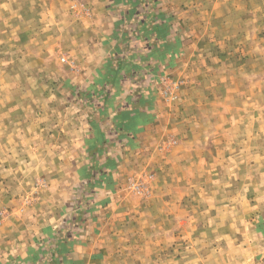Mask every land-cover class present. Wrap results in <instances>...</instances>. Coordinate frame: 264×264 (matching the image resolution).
Returning a JSON list of instances; mask_svg holds the SVG:
<instances>
[{
  "label": "rangeland",
  "instance_id": "rangeland-1",
  "mask_svg": "<svg viewBox=\"0 0 264 264\" xmlns=\"http://www.w3.org/2000/svg\"><path fill=\"white\" fill-rule=\"evenodd\" d=\"M86 3L0 0V132L8 133L0 147L11 148L0 152V228L8 211L19 220L25 206L59 192L65 156L53 148L73 130L71 103L87 95L76 80L92 44L77 17ZM155 3L156 23L174 22L169 41L156 26L146 87H138L144 75L109 72L95 93L107 110L123 84L146 97L149 87L157 116L111 187L115 216L100 264H264L250 248L264 230V0ZM128 52L116 66L139 68ZM97 164L82 173L89 186L104 176Z\"/></svg>",
  "mask_w": 264,
  "mask_h": 264
},
{
  "label": "crops",
  "instance_id": "crops-1",
  "mask_svg": "<svg viewBox=\"0 0 264 264\" xmlns=\"http://www.w3.org/2000/svg\"><path fill=\"white\" fill-rule=\"evenodd\" d=\"M159 7L155 0H87L77 13L82 15L77 17L87 23L92 38V44L82 56L87 61L81 66L80 78H76L87 95L84 102L75 100L71 103L76 112L78 106H83V112L77 115L74 111L70 121L73 130L65 137L64 143L53 148L65 156L63 162H59V175L55 177L59 192L47 202L37 200L25 206L19 220L12 218V212H7L3 229L0 228V264H100L99 256L108 252L110 244L107 239L113 230L115 216V205L111 203L114 202L112 188L115 182L123 179L120 167L126 154L132 151L130 148H134L132 143L149 134L157 116L154 105H151L149 87L146 97L137 95L138 89L132 91L131 83H121L123 88H129L115 103L107 106V110L112 108L108 112L95 93L99 94V76L109 74L110 70L125 76L144 75L140 86L136 85L146 87L153 65L150 58L159 42L155 38L156 26L167 30L166 41L172 37L169 34L170 23L174 22L171 17L164 15L167 16L164 23H156L155 13L162 10ZM127 51L143 60L139 68L124 65V62L116 66L115 60L125 57ZM132 83L135 86V81ZM121 105L131 108L126 110L129 119L115 114L120 113ZM134 111L140 112L142 117L135 129H127L124 124L133 119ZM1 133L0 137L6 140L8 133ZM2 149L4 154L11 153V148L6 145L0 147V152ZM91 163H101L99 171L104 173L96 186H89L82 175L90 171L88 164ZM108 164L115 166L108 167ZM108 177L113 185H104ZM91 182L94 184L93 180ZM260 231L255 233L260 246H250L255 259L264 255V230Z\"/></svg>",
  "mask_w": 264,
  "mask_h": 264
},
{
  "label": "trees",
  "instance_id": "trees-1",
  "mask_svg": "<svg viewBox=\"0 0 264 264\" xmlns=\"http://www.w3.org/2000/svg\"><path fill=\"white\" fill-rule=\"evenodd\" d=\"M157 27H159V26H157ZM111 71L112 70H110L109 72H111ZM118 116L121 117V118H123V119H129V117H130L129 116V113L127 111H124V112L120 113V115H118ZM141 117L142 116H141L140 112L134 111L133 119L131 121L125 123L124 125L127 127V129L130 128V127H132V129H135V126H136L137 122L138 123L140 122V118Z\"/></svg>",
  "mask_w": 264,
  "mask_h": 264
},
{
  "label": "built area",
  "instance_id": "built-area-1",
  "mask_svg": "<svg viewBox=\"0 0 264 264\" xmlns=\"http://www.w3.org/2000/svg\"><path fill=\"white\" fill-rule=\"evenodd\" d=\"M64 60V58H62Z\"/></svg>",
  "mask_w": 264,
  "mask_h": 264
}]
</instances>
